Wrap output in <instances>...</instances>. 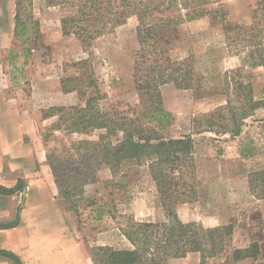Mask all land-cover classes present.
<instances>
[{
  "label": "rangeland",
  "instance_id": "1",
  "mask_svg": "<svg viewBox=\"0 0 264 264\" xmlns=\"http://www.w3.org/2000/svg\"><path fill=\"white\" fill-rule=\"evenodd\" d=\"M193 1L206 3L209 8H222L226 22L220 21L218 12L215 17L205 15L158 27L156 39L160 53L171 61H185L194 71L199 88L196 93L194 89L177 88L172 82L159 87L162 105L173 116L163 131L173 136L191 132L194 141L197 194L192 202L178 207L180 219L196 221L204 227L229 225L230 228L224 249L216 256L202 261L199 252H189L183 257H170L165 264H264V198H256L248 185L249 173L264 168V148L250 159L238 156L240 140L253 138L264 145V121L243 115L241 101L236 99L231 101L232 115L225 107L223 80L225 70L239 60L229 57L222 25L250 24L255 0ZM15 13V0H0L2 174L13 176L14 172H9L7 167L11 162L22 160L31 170L32 162L35 163L34 174L44 178L63 210L64 219L77 230L87 252L100 245L130 249L132 245L125 233L130 219L157 221L162 217L148 168L143 164H125L112 172L107 165L96 166L86 155L87 148L93 144L84 141H96L106 128H84V124L74 123V118L81 115L79 109L100 110L112 119L130 117L131 108L137 107L138 114L142 112L141 93L135 89L133 75L140 47L136 16H129L83 48L75 36L62 33L60 19L71 14L69 8L50 5L48 0H23L20 18L26 20L28 27L19 36L14 33ZM22 51L27 53H24L26 57ZM251 85L255 96H259L264 88L261 66L251 70ZM14 91L20 95L19 100L12 94ZM88 96L94 100L86 107ZM57 107L64 109L57 111ZM222 107L225 108L219 115L225 130L217 125L204 130L202 124L198 125L199 130L194 129V120L203 122L204 116ZM258 111L256 116H261ZM30 126L32 133H24ZM121 134V131L116 133V138ZM244 187L250 195L248 200L243 195ZM23 189L0 194V223L18 218L25 203ZM98 208L109 211L96 219ZM253 241L260 248L256 258L232 260L234 248H244ZM87 254L91 259L90 253ZM49 264H55L54 257Z\"/></svg>",
  "mask_w": 264,
  "mask_h": 264
},
{
  "label": "trees",
  "instance_id": "2",
  "mask_svg": "<svg viewBox=\"0 0 264 264\" xmlns=\"http://www.w3.org/2000/svg\"><path fill=\"white\" fill-rule=\"evenodd\" d=\"M181 1L48 0L50 5L71 10V14L60 19L61 30L65 36H75L83 48L124 23L129 16L135 15L137 19L136 34L140 47L136 52L133 75L135 89L141 93L139 107L143 106L142 112L138 114L137 107L131 108L130 117L112 119L109 114L101 113L100 110L90 112L88 109H79L82 111L81 115L74 118V123H82L84 128H106L96 141H84L87 145L93 144L87 148L86 155L94 160L96 166L107 165L112 172L125 164L147 166L160 200L158 212H162V217L157 221L130 219L128 231L125 233L132 247L115 249L100 245L89 248L94 264H165L168 258L183 257L189 252H199L203 261L224 249L229 225L204 227L196 221L181 220L177 212L179 206L192 202L197 194L194 141L191 132L173 136L163 131L173 116L162 105L159 87L172 82L177 88L194 89L196 93L199 88L195 84L194 71L185 61H171L160 53L156 36L159 26L180 24L205 15L215 17L218 12L220 21L225 23L226 15L222 8H209L206 3ZM22 2L23 0H15L16 36L24 34V28L28 27L26 20L20 18ZM251 13V22L248 25H222L229 57H237L239 60L224 72V92L227 96L225 107L233 115L231 101L240 100L241 113L262 122L264 88L256 97L251 85V70L257 66L264 69V0H255ZM93 100L92 96H88L84 106L87 107ZM225 107L204 116L203 122L194 120V129L199 130L198 125L202 124L201 129L204 130L214 129L216 125L225 130L224 123L221 122L222 116L219 115V111ZM55 109L60 111L64 107ZM257 111L261 116H256ZM221 130L216 132L222 133ZM119 131L122 134L120 138H116ZM235 133L237 135L239 130ZM263 148L264 145L253 138H246L238 143V153L244 159L258 155ZM248 185L256 198H264V168L249 173ZM23 187L24 182L21 179L11 187L0 184V194H11ZM108 211L98 208L96 219ZM17 224L16 217L11 222L0 223V229ZM259 252L258 242L253 241L244 248H234L231 257L233 261L254 259ZM0 255L9 257L15 264H22L20 258L8 250L0 249Z\"/></svg>",
  "mask_w": 264,
  "mask_h": 264
},
{
  "label": "crops",
  "instance_id": "3",
  "mask_svg": "<svg viewBox=\"0 0 264 264\" xmlns=\"http://www.w3.org/2000/svg\"><path fill=\"white\" fill-rule=\"evenodd\" d=\"M24 53L27 55L26 52ZM24 53L22 51V56L26 57ZM19 55H21L20 52ZM35 64L37 65L36 60ZM33 84L34 81L30 85ZM37 86L39 85L36 84L34 88ZM2 92L5 95L7 93ZM15 92L12 94L17 95L19 100L20 95L15 94ZM30 92L34 91L31 90ZM32 131L31 126L29 130L24 129V133H32ZM1 150H3L2 147H0ZM238 156L240 157V155ZM35 158L37 157L35 156ZM25 164L22 160L9 163L8 171L14 172V174L13 176H6L5 172V175L2 174L0 163V184L8 187V185L16 184L21 179L24 182L23 197L25 198L24 206L18 214V224L10 228L0 229V249L8 250L17 255L22 264H49L52 257L55 258V264H93L88 258L89 250L87 252L86 244L80 240L77 230L72 228L64 219L63 210L56 202L54 193L46 187L43 177L34 174L35 163L32 162V170L30 166H25ZM6 177L12 179L8 180ZM243 191L245 200H248L250 198L249 192L247 193L245 187ZM212 225H215L214 222ZM0 263L15 264L12 259L2 255H0Z\"/></svg>",
  "mask_w": 264,
  "mask_h": 264
}]
</instances>
